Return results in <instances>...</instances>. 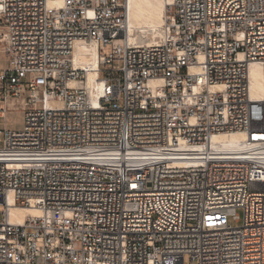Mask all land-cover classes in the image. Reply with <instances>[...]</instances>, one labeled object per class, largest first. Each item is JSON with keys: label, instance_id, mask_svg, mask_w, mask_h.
<instances>
[{"label": "built area", "instance_id": "2783aa9c", "mask_svg": "<svg viewBox=\"0 0 264 264\" xmlns=\"http://www.w3.org/2000/svg\"><path fill=\"white\" fill-rule=\"evenodd\" d=\"M165 7L140 43L128 0H0V117L24 111L0 129V264H264V0ZM87 68L107 72L93 98ZM224 131L249 146L212 149Z\"/></svg>", "mask_w": 264, "mask_h": 264}, {"label": "bare ground", "instance_id": "6f19581e", "mask_svg": "<svg viewBox=\"0 0 264 264\" xmlns=\"http://www.w3.org/2000/svg\"><path fill=\"white\" fill-rule=\"evenodd\" d=\"M55 4V0H49V5ZM166 0H128V38L139 39L140 43H149L153 39L163 35V27L167 10ZM77 52L76 58L85 63H90L95 68V50L91 49L88 55ZM87 54V53H85ZM89 65V64H88ZM86 81L82 84L87 93L93 98L101 92V82L94 78V71L87 68ZM250 92L253 98L264 100V76L255 62L249 66ZM21 99L7 100L9 107H15L21 103ZM212 149L220 153L238 152L249 145L244 141L241 131H224L215 134L211 141ZM10 220L20 223L27 214L36 215V208L15 205L10 210Z\"/></svg>", "mask_w": 264, "mask_h": 264}, {"label": "rangeland", "instance_id": "374dc122", "mask_svg": "<svg viewBox=\"0 0 264 264\" xmlns=\"http://www.w3.org/2000/svg\"><path fill=\"white\" fill-rule=\"evenodd\" d=\"M91 49L95 50L94 47H90L87 50V54H83V55H88V53H90ZM110 52V46L107 45L106 49L102 52V55H108V53ZM8 61H7V55L3 52H0V68L4 69L8 67ZM118 63L115 61L113 63V67H117ZM107 69H110L111 66L107 65L104 66ZM107 72L104 70L101 71H96L94 72V78L96 79H100V78H104L106 76ZM3 108H5V105L3 103V100H0V110H2ZM23 122H24V111L22 110H17L13 107H7V110H5L4 116L0 117V129H12V130H19L23 127ZM2 147V142L0 141V148ZM2 210H3V205H0V219L2 218ZM238 212V214L240 215V217H242V211L240 208H238L236 210ZM230 222L232 224H234L233 220H230ZM239 224H241V221L239 222ZM183 262L184 264H197V262L195 260H191V258L188 255H184L183 258Z\"/></svg>", "mask_w": 264, "mask_h": 264}]
</instances>
